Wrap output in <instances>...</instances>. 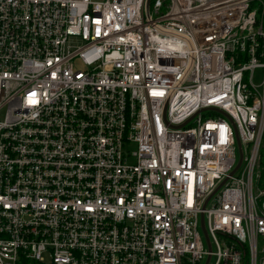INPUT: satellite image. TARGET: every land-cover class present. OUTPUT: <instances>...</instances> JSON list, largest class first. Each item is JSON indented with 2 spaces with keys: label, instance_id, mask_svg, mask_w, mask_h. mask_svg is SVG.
Segmentation results:
<instances>
[{
  "label": "built area",
  "instance_id": "2783aa9c",
  "mask_svg": "<svg viewBox=\"0 0 264 264\" xmlns=\"http://www.w3.org/2000/svg\"><path fill=\"white\" fill-rule=\"evenodd\" d=\"M263 143L264 0H0V264H264Z\"/></svg>",
  "mask_w": 264,
  "mask_h": 264
},
{
  "label": "trees",
  "instance_id": "16d2710c",
  "mask_svg": "<svg viewBox=\"0 0 264 264\" xmlns=\"http://www.w3.org/2000/svg\"><path fill=\"white\" fill-rule=\"evenodd\" d=\"M154 2V0H152ZM262 167H263V172H262V185L264 186V143H263V148H262Z\"/></svg>",
  "mask_w": 264,
  "mask_h": 264
},
{
  "label": "rangeland",
  "instance_id": "374dc122",
  "mask_svg": "<svg viewBox=\"0 0 264 264\" xmlns=\"http://www.w3.org/2000/svg\"><path fill=\"white\" fill-rule=\"evenodd\" d=\"M96 1H98V0H96ZM162 12H165V9H163V10H162ZM130 149H131V150H133V148H132V147H131Z\"/></svg>",
  "mask_w": 264,
  "mask_h": 264
},
{
  "label": "water",
  "instance_id": "95a60500",
  "mask_svg": "<svg viewBox=\"0 0 264 264\" xmlns=\"http://www.w3.org/2000/svg\"><path fill=\"white\" fill-rule=\"evenodd\" d=\"M150 1V0H149ZM240 163H241V161H240ZM240 163H239V165H240ZM239 165H238V167H239Z\"/></svg>",
  "mask_w": 264,
  "mask_h": 264
}]
</instances>
